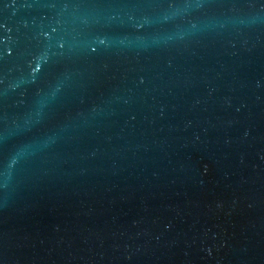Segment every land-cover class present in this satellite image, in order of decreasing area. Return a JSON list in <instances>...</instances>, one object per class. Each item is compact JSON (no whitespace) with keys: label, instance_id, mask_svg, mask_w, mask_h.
Instances as JSON below:
<instances>
[{"label":"water","instance_id":"95a60500","mask_svg":"<svg viewBox=\"0 0 264 264\" xmlns=\"http://www.w3.org/2000/svg\"><path fill=\"white\" fill-rule=\"evenodd\" d=\"M0 264H264V0H0Z\"/></svg>","mask_w":264,"mask_h":264}]
</instances>
